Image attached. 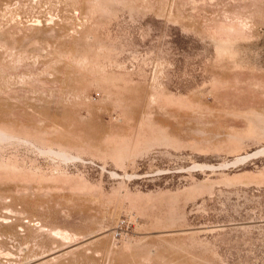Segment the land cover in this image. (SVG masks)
<instances>
[{"label":"rangeland","instance_id":"obj_1","mask_svg":"<svg viewBox=\"0 0 264 264\" xmlns=\"http://www.w3.org/2000/svg\"><path fill=\"white\" fill-rule=\"evenodd\" d=\"M0 264H264V0H0Z\"/></svg>","mask_w":264,"mask_h":264},{"label":"bare ground","instance_id":"obj_2","mask_svg":"<svg viewBox=\"0 0 264 264\" xmlns=\"http://www.w3.org/2000/svg\"><path fill=\"white\" fill-rule=\"evenodd\" d=\"M0 137L2 138V137H4V135L3 134H0Z\"/></svg>","mask_w":264,"mask_h":264}]
</instances>
